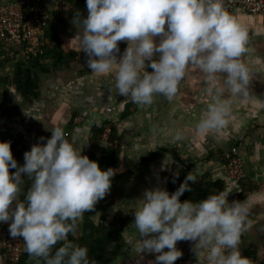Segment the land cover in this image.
Listing matches in <instances>:
<instances>
[{"label": "clouds", "instance_id": "1", "mask_svg": "<svg viewBox=\"0 0 264 264\" xmlns=\"http://www.w3.org/2000/svg\"><path fill=\"white\" fill-rule=\"evenodd\" d=\"M86 8V18L79 19V13L74 18L80 31L66 46L83 51L93 73H112L118 94L133 103L151 104L157 94L172 100L182 80L201 83L197 76L185 79L196 72L211 97L195 125V132L204 134L228 123L225 92L248 95L250 69L242 60L248 32L223 0H86ZM121 40L127 47L117 61ZM155 53L158 59H153ZM51 133L45 144L24 153L22 166L13 158L10 142L0 141V223L11 221L9 235L23 238L30 258H42L44 264H95L87 247L74 245L67 236L105 197L114 170L101 169L81 155L61 127L53 124ZM181 139L182 132L173 136L174 142ZM22 174L32 182L20 200ZM189 181L195 182L191 172L171 194L161 187L143 192L133 213L139 253L157 254L149 264H174L182 255L176 242L190 240L196 241L197 255L206 250L207 264H252L239 250L246 204H230L225 191L198 202L181 201L191 190ZM58 242L63 243L53 252Z\"/></svg>", "mask_w": 264, "mask_h": 264}, {"label": "crops", "instance_id": "2", "mask_svg": "<svg viewBox=\"0 0 264 264\" xmlns=\"http://www.w3.org/2000/svg\"><path fill=\"white\" fill-rule=\"evenodd\" d=\"M20 1L23 0H0V6ZM43 2L50 10L53 0ZM77 13L81 20L87 17L86 0L70 1L68 14L59 15L63 19L58 25L61 47L64 54L71 56L70 68L52 74L34 72L39 97L14 100L13 114L0 120V141H5L7 135L21 141L19 166H22L24 153L34 144H45L55 124L63 129L65 139L77 150L82 149L81 155L90 159L97 136L95 123L109 119L114 127V161L104 169L114 170L111 187L79 222L80 225L88 221L96 227L119 230L121 248L111 264L155 261L157 254L139 253L133 213L145 190L161 187L171 194L173 187H179L189 172L199 182L209 179L220 184V191L226 192L230 204L233 201L246 204L248 214L242 226L239 250L252 264H264V13H231L248 32L247 51L242 56L250 69L248 95L231 96L225 92L222 99L230 102L228 123L218 131L204 134H197L195 125L211 97L203 91L206 85L198 73H189L185 79L197 76L201 83L182 80L172 100L157 94L151 104L133 103L130 98L118 94L112 73H93L87 66L85 53L66 46L80 31L73 22ZM154 40L159 43L160 37H154ZM118 47L117 61L123 55L127 41H119ZM158 56L155 53L153 59ZM145 63L147 65L149 61ZM146 71L152 69L146 67ZM49 80L55 83V88L49 86ZM77 86H83L89 99L99 97L111 102L109 111L104 112L101 108L81 112L74 104L72 93ZM16 128L20 132H16ZM177 132L183 133V139L174 142L173 136ZM233 146L238 148L243 161L245 179L241 181L227 175L225 158ZM195 245L196 241H177L176 248L182 255L174 264H187L189 259L201 262L206 250L201 249L197 255ZM0 264H6L1 257Z\"/></svg>", "mask_w": 264, "mask_h": 264}, {"label": "trees", "instance_id": "3", "mask_svg": "<svg viewBox=\"0 0 264 264\" xmlns=\"http://www.w3.org/2000/svg\"><path fill=\"white\" fill-rule=\"evenodd\" d=\"M72 0H68L70 2ZM63 21L58 13H54L52 19L44 28L43 54L36 58L23 61H17L14 66L7 67V62L0 59V120L10 117L15 108L11 100L12 93L19 94L25 100L36 99L39 97L40 89L36 80L33 78L34 72L43 74H52L56 71L67 70L70 68L72 60L71 56L64 54L61 47L58 25ZM96 138L92 144V152L90 160L96 161L101 169L110 166L114 161V149L100 143V135L102 129L95 127ZM114 127L111 141L114 142ZM5 141L10 142L13 158L16 159L18 166L22 159V143L14 139L11 135H7ZM10 173L15 169H9ZM25 174H22L24 176ZM20 200L24 199V195L30 186L31 178L22 177ZM191 190L185 191L179 199L181 201L191 200L198 202L205 199L210 194L220 192V184H215L209 179H202L192 183L189 181ZM178 186L173 187L174 192ZM67 239L74 245L85 246L88 249V258L95 261V264H111L116 260L120 250V232L112 228L96 227L94 224L85 221L80 225L77 223L75 233H69ZM63 242H58L55 247H59ZM249 255V254H248ZM247 255V256H248ZM246 256V255H245ZM6 264H44L42 258H30L28 253L22 255L18 263L6 262Z\"/></svg>", "mask_w": 264, "mask_h": 264}, {"label": "built area", "instance_id": "4", "mask_svg": "<svg viewBox=\"0 0 264 264\" xmlns=\"http://www.w3.org/2000/svg\"><path fill=\"white\" fill-rule=\"evenodd\" d=\"M224 8L231 14L242 12L246 14L264 13V0H223ZM68 0H53V5L49 10L43 0H23L20 2H8L0 6V59L6 61V68L12 67L17 61H23L39 57L43 54L44 28L52 19L54 13L64 17L68 14ZM49 86L55 88L56 85L49 80ZM75 97V106L83 113L103 108L104 112L109 111L110 105L107 100L97 97L89 99L86 97L83 86L74 87L72 90ZM23 99L19 94L12 93L11 100ZM95 127L102 129L100 143L110 148H115L111 141L113 125L107 120L97 121ZM16 132H20L16 128ZM227 175L235 180L245 179L243 161L236 146L231 147L225 158ZM24 250L22 237H11L8 225L0 223V257L6 262L18 263ZM242 255V254H241ZM243 256H245L243 254ZM187 264H207L206 253L201 262L189 259Z\"/></svg>", "mask_w": 264, "mask_h": 264}, {"label": "rangeland", "instance_id": "5", "mask_svg": "<svg viewBox=\"0 0 264 264\" xmlns=\"http://www.w3.org/2000/svg\"><path fill=\"white\" fill-rule=\"evenodd\" d=\"M107 104H109L111 106V102H108V100H107Z\"/></svg>", "mask_w": 264, "mask_h": 264}]
</instances>
